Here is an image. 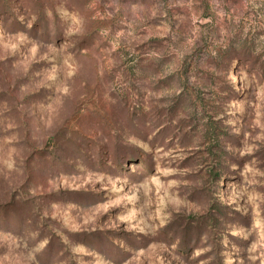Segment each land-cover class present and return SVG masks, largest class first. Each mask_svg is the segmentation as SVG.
<instances>
[{
  "label": "rangeland",
  "instance_id": "rangeland-1",
  "mask_svg": "<svg viewBox=\"0 0 264 264\" xmlns=\"http://www.w3.org/2000/svg\"><path fill=\"white\" fill-rule=\"evenodd\" d=\"M0 264H264V0H0Z\"/></svg>",
  "mask_w": 264,
  "mask_h": 264
}]
</instances>
